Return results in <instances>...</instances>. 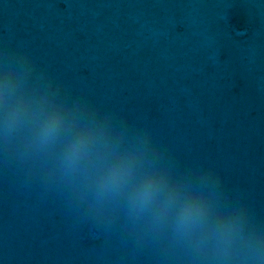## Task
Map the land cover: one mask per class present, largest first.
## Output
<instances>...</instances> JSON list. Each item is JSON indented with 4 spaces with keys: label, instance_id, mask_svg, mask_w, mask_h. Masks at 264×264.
<instances>
[{
    "label": "water",
    "instance_id": "95a60500",
    "mask_svg": "<svg viewBox=\"0 0 264 264\" xmlns=\"http://www.w3.org/2000/svg\"><path fill=\"white\" fill-rule=\"evenodd\" d=\"M0 84V264H264V0H0ZM52 110L64 126L41 144ZM117 156L196 196L202 221L99 196Z\"/></svg>",
    "mask_w": 264,
    "mask_h": 264
},
{
    "label": "clouds",
    "instance_id": "9594fccd",
    "mask_svg": "<svg viewBox=\"0 0 264 264\" xmlns=\"http://www.w3.org/2000/svg\"><path fill=\"white\" fill-rule=\"evenodd\" d=\"M5 86L0 84V95ZM24 115L23 105L17 103L9 110L7 126L11 128ZM64 119L59 111L45 113L38 121L35 136L39 143L47 144L53 141L62 131ZM92 136L89 130L82 129L74 132L64 146L60 157L61 165L68 171L79 169L81 162L90 153ZM133 165L129 158L117 156L103 161L95 176L97 194L105 196L112 193L126 192L130 206L139 212L153 208L158 216L163 217L168 212L175 213L176 226L186 231L200 223L205 215V208L194 195L182 194L168 186L163 176L146 173L137 178L133 177Z\"/></svg>",
    "mask_w": 264,
    "mask_h": 264
}]
</instances>
